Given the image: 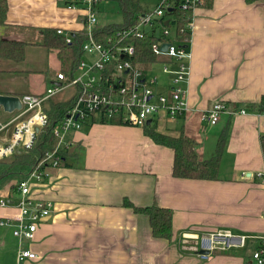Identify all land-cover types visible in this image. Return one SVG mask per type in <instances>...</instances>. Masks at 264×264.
Returning a JSON list of instances; mask_svg holds the SVG:
<instances>
[{
    "label": "crops",
    "instance_id": "1",
    "mask_svg": "<svg viewBox=\"0 0 264 264\" xmlns=\"http://www.w3.org/2000/svg\"><path fill=\"white\" fill-rule=\"evenodd\" d=\"M154 4L155 0L150 3ZM193 21L189 110L175 119L162 113L154 122L162 133L183 131L193 137L201 159L214 155L225 129L218 178L173 176V150L156 143L142 126L83 124L68 140L72 153L66 162L49 167L50 175L43 181L31 182L32 197L53 202L51 215L38 222L32 240L14 242L11 257L1 264H17L20 244L38 255L24 264H255L253 240L247 248L215 251L208 259L184 248L181 240L184 233L215 230L264 236V184L255 175L264 169V114L255 105L264 95V2L206 0L193 12ZM84 26V11L68 7L64 0H9L0 38L23 41L26 50L21 61L0 58V75L29 78L23 93L1 85L0 94H43L58 83L61 62L42 44L45 29L74 33ZM155 70H146L160 80L155 92L169 95L173 74L162 67ZM217 101L245 113L223 112L210 126L204 114ZM0 110V117H5L0 121L17 113ZM12 128L8 126L5 134ZM21 167L27 168L21 177L32 169ZM1 194L7 198L0 200L10 204L0 207V217L16 216L19 195L14 198L6 187ZM125 198L138 206L170 208L171 238L154 236L148 216L125 206ZM8 235L2 232V238ZM189 240L194 244L195 238Z\"/></svg>",
    "mask_w": 264,
    "mask_h": 264
},
{
    "label": "built area",
    "instance_id": "2",
    "mask_svg": "<svg viewBox=\"0 0 264 264\" xmlns=\"http://www.w3.org/2000/svg\"><path fill=\"white\" fill-rule=\"evenodd\" d=\"M102 0H71L66 4L70 8H81L84 11V23L87 28V39L83 44V56L80 59L76 72L69 78L63 71L56 75L58 83H53L43 94L25 93L18 95L21 109L6 121H0V160L17 153L19 150L32 149L37 141L39 132L48 123L44 112L46 100L66 87L75 86L78 89L74 105L55 127L52 132L59 137L56 148L48 152L39 164L31 169L24 178L17 182L19 213L16 216L0 217V225H10L13 233L19 240H32L38 227V222L50 216L53 202L50 200L34 198L31 195V182H41L50 175L49 167H59L63 162L60 149H69L70 143L64 141L65 132L71 128L80 129L83 120L91 113L118 117L122 123L144 126L148 119L164 113L170 119H175L178 114L189 110L188 82L191 72L192 51L190 40L193 32V12L206 0H182L179 7L184 11H191L192 17L186 24L189 33L187 43H179L175 39L174 30L164 27L162 33L165 39L152 44V52L158 57H165L162 70L173 74V85L170 94L156 93L154 85L158 81L155 75L149 76L139 65L134 64L131 57L136 52L133 42L126 43L129 37L141 38L145 32L156 23V19L164 15L172 6L167 0H156L151 11L140 15L136 25L118 30L117 40L104 44L98 42L94 36L97 22L98 6ZM83 27V28H84ZM82 28V29H83ZM183 32L184 29L181 28ZM57 32L66 36V41L71 42L72 35L76 32H67L57 28ZM167 43L166 50L162 48ZM90 57L86 60L85 56ZM120 57V58H119ZM118 59L113 69L111 62ZM167 60V61H165ZM108 71H110L108 73ZM223 112L230 115L245 113V109L228 106L223 101H217L206 111L204 119L209 124H216ZM13 125L10 133L4 130ZM76 129V130H77ZM5 134V135H4ZM256 177L264 184V169L255 173ZM10 204L9 200L1 199L0 207ZM190 238H195L194 244H189ZM250 240L253 244L251 258L255 264H264V236L237 234L229 230H215L203 234L184 233L181 243L184 248L194 251L202 259H208L212 253L230 248H247ZM38 255L20 244L17 251V264H24L27 260H35Z\"/></svg>",
    "mask_w": 264,
    "mask_h": 264
},
{
    "label": "trees",
    "instance_id": "3",
    "mask_svg": "<svg viewBox=\"0 0 264 264\" xmlns=\"http://www.w3.org/2000/svg\"><path fill=\"white\" fill-rule=\"evenodd\" d=\"M120 5L123 15L122 22L109 23L99 26L94 32V36L98 42L107 44L110 39L117 40L116 33L118 30L136 25L141 14L151 11L154 5L145 3L143 0H116ZM156 1V0H155ZM172 6L167 9L163 16L156 19V23L150 27L145 35L141 38L129 37L126 43L133 42L136 46V52L131 57L134 64L157 62L159 58L152 52V44L158 40L165 39L162 33L163 28H175V39L179 43H187L189 41V33L186 30V24L191 19V11L181 10L179 5L182 0H167ZM259 0H247L253 3ZM264 2V0H260ZM65 4H69L71 0H64ZM9 11V0H0V25L5 24ZM168 20V23L166 21ZM181 28L184 31H181ZM87 39V28L77 31L72 35L71 42L66 41V36L57 32L56 28H46L42 44L53 51H57V55L61 62V71L69 78L73 77L76 72L77 65L83 56V44ZM26 43L23 41H14L0 38V58H6L21 61L25 57ZM120 58V57H119ZM118 59H114L110 67L113 69ZM110 71H108L109 73ZM78 89L73 95L67 99H56L50 97L44 104V112L48 117V123L39 132L37 141L32 149L17 152L11 156L1 159L5 163H9L10 167L28 166L35 167L45 157V155L54 150L58 144L59 137L52 130L59 126L68 110L74 105L77 97ZM257 110L264 114V95L260 101L256 103ZM237 108V107H235ZM155 119V118H154ZM154 119L150 124L142 126L144 133L152 138L156 143L168 146L173 150L174 158L172 164V174L175 177L193 178V179H217L219 165L223 153L224 142L226 139V130L223 129L218 139L216 151L213 156L207 159H201L197 152V141L181 131L178 135L162 133L157 129ZM103 123H122L118 117H107L105 115H97L91 113L83 120L84 125L93 124L95 122ZM264 148V141H263ZM69 149H60L64 164L66 159L71 155ZM28 174V173H27ZM26 174V175H27ZM25 175V176H26ZM24 176V177H25ZM23 177V178H24ZM2 177H0L1 179ZM21 180V179H20ZM13 187L18 191L17 184ZM124 205L133 209L136 213H142L148 216L152 233L156 237L170 239L172 236V211L170 208L162 207L157 204L149 206H138L128 198L124 199ZM4 226V225H3ZM10 226V225H8Z\"/></svg>",
    "mask_w": 264,
    "mask_h": 264
},
{
    "label": "rangeland",
    "instance_id": "4",
    "mask_svg": "<svg viewBox=\"0 0 264 264\" xmlns=\"http://www.w3.org/2000/svg\"><path fill=\"white\" fill-rule=\"evenodd\" d=\"M143 1L145 3H149V4L151 2H154V0H143ZM122 20H123V15L121 12V8H120V5L118 4V2L116 0H102L99 3L98 13H97V22H96L95 26H104V25L109 24V23H119V22H122ZM55 52L57 53V51H55ZM85 59L90 60V57H88V55H87V56H85ZM164 59H165V57L163 56V57L159 58V60L157 62L143 63V64H140L139 67L144 71H146L150 67L156 68L155 71L158 72L157 69L162 67ZM54 71H57V70H54ZM12 77H13V79H11ZM25 77H27V78H25ZM162 77L163 76L161 75L160 79ZM28 78H29L28 74H23L22 76L17 75V74H12V75H5V77H2L0 75V87H1V85L7 86V87L11 86L14 88L13 90L16 91L17 93H23L24 91H26ZM158 81L160 82L159 79H158ZM46 83H48V80L46 81ZM2 89H5V88H2ZM75 90H76L75 86L66 87L63 91L56 93L54 95V98H56V99H67L71 95H73ZM2 113L3 112L0 110V115ZM0 118L5 120L4 115L1 116ZM222 125H221V127H222ZM210 126H215V125L211 124ZM217 127H220V126H217ZM76 129L77 128L68 129L65 132L64 141H68L69 139H71L72 133ZM25 171H27L26 167H20L18 165L14 166V167H10L9 163L7 164V163L3 162L2 160H0V177H2L0 179V198L6 197V196H2V194H1L2 190H5V187H6V189H9L10 191H12V196L14 198H16V196L18 195V191L13 187V185L11 183L13 182V179H15L16 177H18V179L21 177L20 172L22 173ZM15 173H17V175ZM24 176H22L20 179H22ZM8 227H10V226L7 225V227L6 226L4 227V226L0 225V264L3 261L8 262L9 258L11 257L13 248L16 247V244L18 245V242H19V238L17 236H15L13 233L12 226H11V228H8ZM2 232H9V235L5 238H2ZM14 242L16 244H13ZM252 249H253V247H252Z\"/></svg>",
    "mask_w": 264,
    "mask_h": 264
},
{
    "label": "water",
    "instance_id": "5",
    "mask_svg": "<svg viewBox=\"0 0 264 264\" xmlns=\"http://www.w3.org/2000/svg\"><path fill=\"white\" fill-rule=\"evenodd\" d=\"M168 23V20L166 21ZM168 47V44H163L162 48L166 50ZM22 104L19 99L18 95L13 94H0V108H2L6 112H13L16 109H21ZM152 122V119L147 120V124H150ZM20 152V150L18 151Z\"/></svg>",
    "mask_w": 264,
    "mask_h": 264
}]
</instances>
